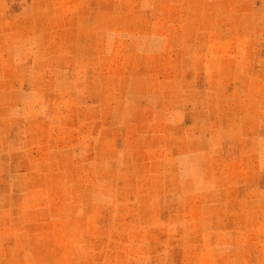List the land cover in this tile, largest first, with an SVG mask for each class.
<instances>
[{
  "label": "rangeland",
  "instance_id": "obj_1",
  "mask_svg": "<svg viewBox=\"0 0 264 264\" xmlns=\"http://www.w3.org/2000/svg\"><path fill=\"white\" fill-rule=\"evenodd\" d=\"M0 264H264V0H0Z\"/></svg>",
  "mask_w": 264,
  "mask_h": 264
}]
</instances>
